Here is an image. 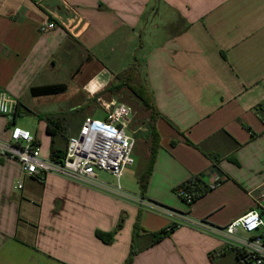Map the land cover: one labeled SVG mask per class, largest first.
<instances>
[{"label": "crops", "instance_id": "0c3cea01", "mask_svg": "<svg viewBox=\"0 0 264 264\" xmlns=\"http://www.w3.org/2000/svg\"><path fill=\"white\" fill-rule=\"evenodd\" d=\"M47 22L57 28L42 33ZM135 61L164 118L144 197L141 188L132 196L212 227L252 211L264 193V0H0V93L18 103L16 126L21 114L37 118L34 132L22 128L45 156L53 139L38 116L61 120L56 146L65 154L81 111L110 102L97 95ZM57 85L67 90L33 94ZM67 95L76 128L61 110L36 111ZM8 126L0 116V140ZM149 164L150 150L139 185ZM195 176L215 187L189 207L176 190ZM139 213L132 264H237L219 237L167 212L55 174L25 177L17 161L0 157V264H125ZM121 219L112 243L98 238ZM172 225L154 244L151 235Z\"/></svg>", "mask_w": 264, "mask_h": 264}, {"label": "built area", "instance_id": "2783aa9c", "mask_svg": "<svg viewBox=\"0 0 264 264\" xmlns=\"http://www.w3.org/2000/svg\"><path fill=\"white\" fill-rule=\"evenodd\" d=\"M56 28V23L47 22L40 26V31L47 33ZM17 107L16 100L6 92L0 93V116L8 120L10 135L8 140H0V157L17 161L25 177L44 179L55 174L125 199H133L140 206L167 212L180 223L219 237L235 253L237 264H264V193L257 198L252 211L224 227H212L206 222H195L187 216L134 198L124 191L121 179L127 169L136 163V135L148 131L145 126L135 127V114L128 105L114 99L102 103L103 116H87L84 119L78 134L69 138L64 157L59 161L43 154L41 144L30 130L14 124ZM101 173L111 176L115 182L102 179ZM22 187L20 183L18 188ZM180 196L187 205H191L195 194L182 191Z\"/></svg>", "mask_w": 264, "mask_h": 264}, {"label": "trees", "instance_id": "16d2710c", "mask_svg": "<svg viewBox=\"0 0 264 264\" xmlns=\"http://www.w3.org/2000/svg\"><path fill=\"white\" fill-rule=\"evenodd\" d=\"M67 90L66 85H57V86H47L40 89H34L33 94L40 95H53L63 93ZM128 91L130 95L135 97L141 106L145 109V111L149 112L148 118V132L151 138L150 141V164L148 170L142 175L140 179V188L142 192V196L144 197V193L148 186V179L152 173L153 165L157 156L158 151L161 149V135L156 128V123L158 119L164 118L163 115L157 110L154 104V96L151 88L146 82L145 78L142 76L139 65L137 61L127 67L125 70L121 71L115 76V79L112 83H110L106 89L97 95V97H101L104 94L109 95H117ZM98 97V98H99ZM95 102H92L87 107L83 109V111L91 106H93ZM30 112V111H29ZM31 113V112H30ZM16 116V115H15ZM40 120H43L47 124V133L52 137L53 143L51 148V158L52 160L59 161L64 157V150L60 149L56 146V137L62 133L63 124L60 119L55 116L43 115L38 116ZM166 119V118H165ZM167 120V119H166ZM189 145H194L190 141H186ZM176 143H173L175 145ZM215 186H209L206 182L199 176H195L188 180L186 183L181 185L176 191L179 194L182 191H185L189 194H195L193 199V203L188 205L191 207L195 202L201 199L203 196L208 194L214 189ZM123 219H121L117 229L112 233H103L97 232V236L99 239L104 241L105 243H112L115 234L122 228ZM177 225L169 226L157 233H153L151 236L153 238V243L156 244L161 240L169 237L176 229ZM143 231L141 227V213H139L137 221L134 226L133 233V242L131 246L130 255L125 264H132L134 256L137 253L136 249V240L140 235V232Z\"/></svg>", "mask_w": 264, "mask_h": 264}, {"label": "rangeland", "instance_id": "374dc122", "mask_svg": "<svg viewBox=\"0 0 264 264\" xmlns=\"http://www.w3.org/2000/svg\"><path fill=\"white\" fill-rule=\"evenodd\" d=\"M68 99L69 98L67 95L65 98V102H63L62 104H56V105L52 104V106L50 107H43L41 105L40 107H37L36 111L40 113H45L46 111L56 112L58 110H61L60 113H62L66 117H70L72 120L71 122L72 125L76 128L77 123L73 124L75 121L73 119V116L75 115L74 113L75 111L69 105ZM104 99L106 101H110L111 99H114V100L123 102L124 104L128 105L134 111V114H135L134 123L136 124L137 128L143 127V126L148 127L147 123H148V118H149V112L145 111V109L141 106L139 101L135 97L130 95L128 91H125L117 95H112V96L108 94L104 97ZM100 104L102 105V103H95L93 104V106L85 109L84 111L82 110L81 112L83 115L85 114L84 115L85 118L87 116L102 117L103 112H102ZM17 119L20 121L19 124L22 127L30 126V129L34 132L35 124H37V118L34 117L33 114L24 113V114L19 115ZM136 141L137 143H136L135 150H134V156L136 159V163L133 167H130L129 169H127L125 176L121 179L122 187L124 186V183H126V185L129 186L128 193L130 195L139 194V190H140L139 176L146 169L147 152L149 151V148H150L151 138L149 136V132L148 131L140 132L139 134H137ZM100 175H101V178L104 180L115 182V180L111 176L105 173H101Z\"/></svg>", "mask_w": 264, "mask_h": 264}]
</instances>
